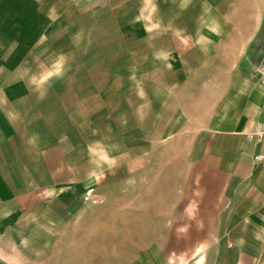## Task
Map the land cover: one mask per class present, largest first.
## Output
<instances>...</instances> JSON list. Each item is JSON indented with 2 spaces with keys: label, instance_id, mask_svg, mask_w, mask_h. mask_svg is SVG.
I'll return each instance as SVG.
<instances>
[{
  "label": "rangeland",
  "instance_id": "374dc122",
  "mask_svg": "<svg viewBox=\"0 0 264 264\" xmlns=\"http://www.w3.org/2000/svg\"><path fill=\"white\" fill-rule=\"evenodd\" d=\"M178 2L0 0V160L19 108L37 98L43 117L31 126L42 139L34 143H50L34 126L50 121L58 146V182L28 196L8 223L0 264H163L177 228L193 224L180 207L189 158L226 91L260 63L253 45L241 55L208 53L191 38L235 33L240 12L199 22ZM14 138L21 166L32 164L39 150ZM26 167L32 176L35 167ZM181 232L192 240L175 241L174 252L193 242Z\"/></svg>",
  "mask_w": 264,
  "mask_h": 264
},
{
  "label": "crops",
  "instance_id": "0c3cea01",
  "mask_svg": "<svg viewBox=\"0 0 264 264\" xmlns=\"http://www.w3.org/2000/svg\"><path fill=\"white\" fill-rule=\"evenodd\" d=\"M178 1L180 6L193 8L199 22L203 21L202 15L213 12L217 16L227 15L229 8H233L231 14L235 17L240 12L239 22L243 25L235 33L230 29L226 30L228 35L222 34L219 38L214 32L194 34L191 38L199 40H195V45L205 41L203 44L207 47L201 48L208 53H216L215 47H223L222 53L241 55L253 45L258 50L260 65L257 72H251L236 83V90L226 91L220 110L207 129L205 144L189 158L185 191L180 196V200L185 201L180 207L183 206V214L191 217L193 224L188 218L177 228L178 233L169 244L170 254L162 261L163 264H264V168L254 159L257 152L264 151V87L260 82L264 70V16L263 13L259 17L251 15L250 9L252 6L264 8V0ZM208 21L217 22L216 19ZM260 40L262 44L258 48ZM42 113L38 98L33 105L19 108L17 133L8 136L7 144L2 146V153L9 157L0 160V258H7L2 242L9 237L5 232L8 223L20 217L28 196H41L43 186L51 188L58 182L57 128L50 121L34 124L44 128V140L50 139L45 148L34 143L40 142L41 135L31 124L33 119H42ZM3 119L0 113L1 124ZM21 136L25 151L40 152L32 164H23L35 167L32 176L19 161L20 150L14 137ZM51 138H56L54 144ZM43 152L50 154L51 163L47 164L46 154L43 163ZM188 230L193 235L190 248L174 252L173 246L178 245L175 241L180 246L186 244L188 235L181 231Z\"/></svg>",
  "mask_w": 264,
  "mask_h": 264
},
{
  "label": "built area",
  "instance_id": "2783aa9c",
  "mask_svg": "<svg viewBox=\"0 0 264 264\" xmlns=\"http://www.w3.org/2000/svg\"><path fill=\"white\" fill-rule=\"evenodd\" d=\"M260 82L261 85L264 87V70L261 72L260 75ZM254 159L260 163V165L264 168V151L257 152L254 155Z\"/></svg>",
  "mask_w": 264,
  "mask_h": 264
}]
</instances>
